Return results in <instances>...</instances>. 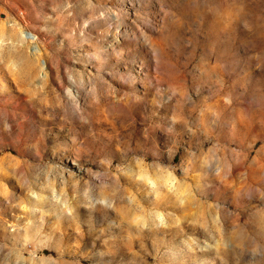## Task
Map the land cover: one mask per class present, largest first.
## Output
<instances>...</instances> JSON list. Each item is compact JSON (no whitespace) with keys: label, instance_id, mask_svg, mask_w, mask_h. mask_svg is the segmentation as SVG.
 <instances>
[{"label":"rangeland","instance_id":"rangeland-1","mask_svg":"<svg viewBox=\"0 0 264 264\" xmlns=\"http://www.w3.org/2000/svg\"><path fill=\"white\" fill-rule=\"evenodd\" d=\"M0 264H264V0H0Z\"/></svg>","mask_w":264,"mask_h":264}]
</instances>
